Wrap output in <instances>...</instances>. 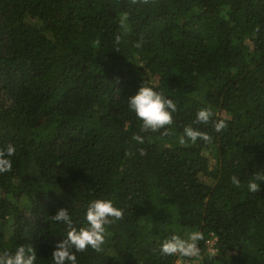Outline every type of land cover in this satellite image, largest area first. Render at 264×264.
Returning a JSON list of instances; mask_svg holds the SVG:
<instances>
[{
	"label": "trees",
	"instance_id": "trees-1",
	"mask_svg": "<svg viewBox=\"0 0 264 264\" xmlns=\"http://www.w3.org/2000/svg\"><path fill=\"white\" fill-rule=\"evenodd\" d=\"M144 83L177 105L160 132H141L128 106ZM206 107L219 116L196 124ZM188 126L212 143L181 146ZM9 143L0 252L31 247L36 264H54L67 226L51 217L67 209L78 229L92 200L110 199L123 219L77 264L187 261L160 247L192 231L204 236L200 264H264V182L248 191L264 174V0H0V147Z\"/></svg>",
	"mask_w": 264,
	"mask_h": 264
},
{
	"label": "clouds",
	"instance_id": "clouds-1",
	"mask_svg": "<svg viewBox=\"0 0 264 264\" xmlns=\"http://www.w3.org/2000/svg\"><path fill=\"white\" fill-rule=\"evenodd\" d=\"M130 2L133 5H149L154 3V0H130ZM128 22V13L120 14L119 26L125 34L131 31ZM115 40L119 44L121 36L117 35ZM96 44H99V41H96ZM134 46L139 48L141 42H137ZM128 106L135 113L136 118L142 122L140 130L144 133H156L160 132L161 129H167L168 126L173 124V113L177 111V105L173 99L167 98L163 93L155 91L153 87L145 83L139 88L137 94L128 98ZM214 115L219 116V113H214L211 107L201 108L197 112L195 123L207 125L212 121ZM212 126L216 132H221L227 127V123L225 119L220 118ZM161 135L167 136L169 132L166 130ZM132 139L138 144L145 143L144 137L138 134L134 135ZM198 140H202L207 144L212 143V137L207 132L188 126L184 128L183 134L179 136L178 143L181 146H186L189 142L196 144ZM139 151L140 155H146L144 149ZM15 153L16 148L11 143L0 147V174L12 170L13 163L10 158ZM254 176V180L248 183V191L251 193L260 192L261 184L258 182H264V174L256 173ZM231 180L234 185L240 186V180L236 176L231 177ZM123 216V210L115 207L112 200L95 199L87 205L85 226L77 229L73 226V220L68 210L59 209L57 214L51 217V220L65 224L67 232L66 239L58 243L52 253V261L54 264H77L76 253H83L88 249H92L97 253L103 252L107 235L106 226L122 220ZM203 239L204 236L200 231H192L186 238L174 234L162 242L160 252L164 256H175L186 259L191 264H198L201 256L199 242ZM71 249H75V251L73 252ZM36 260L37 256L31 247L19 246L14 252L7 250L0 252V264H36Z\"/></svg>",
	"mask_w": 264,
	"mask_h": 264
},
{
	"label": "built area",
	"instance_id": "built-area-1",
	"mask_svg": "<svg viewBox=\"0 0 264 264\" xmlns=\"http://www.w3.org/2000/svg\"><path fill=\"white\" fill-rule=\"evenodd\" d=\"M212 245H213V242H212ZM180 264H191V262L189 261H184V260H180ZM198 264H200V262L198 261Z\"/></svg>",
	"mask_w": 264,
	"mask_h": 264
},
{
	"label": "rangeland",
	"instance_id": "rangeland-1",
	"mask_svg": "<svg viewBox=\"0 0 264 264\" xmlns=\"http://www.w3.org/2000/svg\"><path fill=\"white\" fill-rule=\"evenodd\" d=\"M180 263H181L180 260H177L176 264H180Z\"/></svg>",
	"mask_w": 264,
	"mask_h": 264
}]
</instances>
